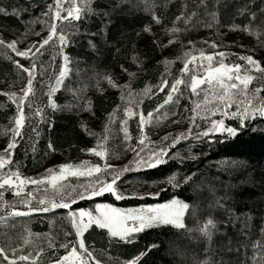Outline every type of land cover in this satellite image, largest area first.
<instances>
[{
	"label": "trees",
	"instance_id": "16d2710c",
	"mask_svg": "<svg viewBox=\"0 0 264 264\" xmlns=\"http://www.w3.org/2000/svg\"><path fill=\"white\" fill-rule=\"evenodd\" d=\"M50 2L0 0V6H8L10 12L12 6L21 10L19 16L0 14V31L13 39L22 37L26 28L40 33L39 29L44 23L29 25L25 22L37 19L45 22L42 13L48 11ZM205 3L207 7L201 5L200 0H90L93 11L86 13L82 21H73L75 29H68L71 41L65 51L71 56L73 68L64 86L55 95L59 109L53 110L48 105L46 90L54 73L59 72L60 58L55 57L54 61L45 65L47 75L40 74L38 69L37 80L34 81L36 92L30 97L33 101L40 98L45 115L42 121L32 115V119L24 125L23 137L13 157L20 162V171L26 173L36 170L55 155L65 162L80 160L87 156L86 148L95 146L93 142L106 135L107 127L111 131L121 129L120 120L115 124L113 119L117 109L121 118L125 116L122 93H108V90L101 92L99 88L106 80H101L98 88L96 74H112L121 65L132 68L139 64L143 68L136 69L131 81L135 93L162 76V65L156 62L159 52L157 44L143 45L138 39L140 29L150 22L152 13L160 15L164 25H169L180 14L183 5L188 4L213 21L250 24L259 32V35L254 34L249 38L253 47L256 46L264 66V12L260 11L264 8V0H205ZM245 4H248L250 11L238 14L237 9ZM212 12L217 14L215 19L206 14ZM251 12L256 13L254 21L251 20ZM37 37L30 34L28 41ZM9 55L17 59L10 50H0V132L16 111L14 103L4 95L7 91L4 86L20 87L27 82V74L23 77L19 75V70L7 58ZM227 60L241 62L237 56L228 57ZM181 68V65L176 68L178 71L175 73H179ZM129 72L133 73V69ZM40 79H43L44 87L39 83ZM81 93L89 94L88 102L74 108L77 106L76 98ZM163 100L162 94L156 93L143 99L140 107L143 112H148ZM135 120H138L137 116ZM110 121L112 124L109 125ZM134 122L132 119L129 125L132 143L136 139ZM233 126L239 127L236 123ZM32 128L37 129L38 135ZM49 141L54 151L49 149ZM118 142H124V134L121 133L117 138L112 135L108 145L120 150ZM169 153L166 157L168 162L157 168L137 170L133 166V170L122 176V181L165 183L153 192L158 195L128 197L117 201L105 194L92 200H77L73 207H91L97 202L135 206L164 202L175 196L195 207L196 220L210 216L217 221V230L211 240L198 232L159 226L146 229L137 234L133 243L126 244L115 239L109 241L106 230L89 229L85 236L87 243L95 248L96 257L102 264H123L145 251L148 245L157 244L159 247L153 248L138 264H197V261L209 259L215 264L221 261L223 264H256L253 257L260 261V252L253 246L264 242V233L260 231L264 226V117L249 121L236 136L216 133L200 139L188 137L171 147ZM173 174L179 182L178 187L168 183L167 177ZM186 175H191L187 181L184 179ZM217 201L222 207L217 206ZM66 212V209L36 212L22 219L30 225L32 233L45 234L46 239L59 241L63 239L65 231L71 230L65 218ZM185 223L191 228L195 220L186 214ZM39 248L45 249L40 264H48L55 258L53 250L48 248V242ZM28 252L29 249H26L23 254ZM63 254L64 249L56 252V256Z\"/></svg>",
	"mask_w": 264,
	"mask_h": 264
},
{
	"label": "snow or ice",
	"instance_id": "6c2138e0",
	"mask_svg": "<svg viewBox=\"0 0 264 264\" xmlns=\"http://www.w3.org/2000/svg\"><path fill=\"white\" fill-rule=\"evenodd\" d=\"M64 0H54L53 4L47 5L49 11L43 12L44 17L51 18V23L47 25L48 34L39 40L28 41V36L35 35L40 36L39 32H33L31 28H26L22 37L11 39L6 41L0 38V50H10L15 54V57H21L26 60H30L29 66H25L20 63L18 59L8 56L7 58L12 61L13 65L19 70L21 77L27 74V82L20 89L21 95L17 96L16 92L4 93L16 106V113L12 120L14 123L9 129L11 136L6 143V146L0 150V189H4L7 186L8 190H11L15 197L19 198V203L27 206V211H21L13 207L12 210L6 213L7 216L16 217H30L32 213L43 212L48 213L55 209H66V219L71 226L70 231L63 233V239L56 241L53 239L48 240V248L53 250V256L55 258L50 261V264H102L101 260L95 255V248L87 243V237L85 233L89 232V229L106 230L109 241L115 239L120 242L130 244L136 239L137 234L159 226H172L176 229L185 230L188 232H198L202 236L211 240L213 233L217 230V221L212 218H201L196 220V209L190 202L180 199L178 197H172L164 203L157 204H143L138 207H130L127 209L115 207L111 203H95L94 208L76 207L77 200L89 199L92 200L96 197H102L105 194L111 195L115 200H123L128 197L143 198L144 195H158V193H129L120 187L122 182V176L133 170V166L137 170L157 168L162 164L167 163L166 157L169 156V149L174 147L179 141L187 140L189 136L195 135L196 139L201 137H209L210 134L227 133L229 136H236L238 131L244 128L245 121L248 119H255L257 115L264 117V97H261V89L264 88V84L261 87L255 88L249 93V84L256 78L249 74L251 71L264 73V67L261 66V61L254 59L252 55L240 56L239 59L244 61V64H230L225 63V58L232 53L224 51H215V49L221 47L215 40L203 41L213 51H205L203 48H196V41L189 40L188 43L193 46L190 51L184 53L183 67L179 70L180 74L175 76L170 85L166 78L155 85V91L151 87H145L141 90L142 96L156 95V92H162L165 88L168 89L165 100L162 104H157L155 109L147 112V118L143 110L133 111L130 106L124 107L125 119L120 121L121 129L124 132V141L131 140V135L127 130V118L138 115V128L140 135L138 137V145L140 151H136L135 157L130 161L129 165L118 166L107 162L106 157L109 155V150L104 145L103 141L108 137L97 138V145L86 149L88 153L94 154L96 157L104 159L103 164H89L87 161H81L79 164L62 163L54 168L46 169L45 174L40 177H27L23 176L20 171V162L14 160V150L17 148L19 141L17 137H23L21 129L24 127L26 121L32 119V116L26 115L25 103L30 99V96H34L36 92L34 81L37 80V72L39 69L40 74L46 75L45 65L43 62L37 64V60L40 56L44 55L47 51L45 46L55 48L58 54L61 56L63 63L59 68L58 74L54 73V83L49 81L47 85L48 91L46 93L48 99V105L56 110L60 106L57 105L53 99L54 94L64 86L65 79L69 77L71 69L68 65L71 63L70 57L64 51L71 41V33L69 28L75 29L73 21H82L83 16L86 13H91L93 9L90 6V0H85L81 6H77L75 3L70 4L69 7H63ZM200 4L207 7L205 0H200ZM248 4H245L241 8L237 9L238 14H244L249 12ZM260 11L264 12V8ZM62 12H66L67 15H62ZM21 10L15 6L11 7V12L8 6H0V14L8 16L10 14L19 16ZM216 18V13H206ZM196 15V12L186 13L182 11L180 15L175 18L173 24L176 21H182L186 26L185 29L172 27L168 31L175 34L180 31H186L192 17ZM251 20H255L256 13H250ZM57 20H59L60 26L58 29ZM153 20L159 24L161 21L159 17L153 14ZM36 22L44 23V21L30 20L26 21V24H33ZM66 22V23H65ZM205 26L211 27V24ZM231 28L239 27L236 25H229ZM245 30H249V26H245ZM144 31H150L149 27H145ZM259 35V32L253 33ZM55 37V39H54ZM175 38V37H174ZM51 42V43H50ZM24 43L23 48L18 47L19 44ZM91 43V41H90ZM173 43V40H169L168 44ZM95 47V45H92ZM165 47L166 45H160ZM200 60V64L197 65V55ZM7 54V53H5ZM135 59V57H134ZM54 61V57H50V63ZM192 63L191 69L189 63ZM206 62V67L205 63ZM170 63L165 60V64ZM121 74L128 73L131 77L134 75L129 72L128 68L121 65ZM243 68V74L241 69ZM198 73H202L198 75ZM96 85L99 88L101 80H106L107 84L112 88L122 89L123 87H130V85L122 86L117 82L112 74H96ZM185 76H190V82L184 79ZM42 87L45 86L43 79L39 80ZM184 85V89L180 88V85ZM206 84L207 89H201L200 86ZM191 90L192 95H199L201 91L204 92V100L201 103L196 104L195 108L191 111L193 113L192 121L189 125L187 133H180L173 136L171 133L165 134L161 137L158 144L149 141L153 144V147L148 148L145 144L147 136L145 134L146 125H159L160 121L167 119L169 114L176 115L172 112V107H178L181 97L184 95L185 90ZM103 92L102 88H99ZM131 92L128 93L130 97ZM209 95L212 99L217 101L216 105L208 106ZM238 97H243L239 99ZM125 96L122 92L121 100H124ZM259 101V103H255ZM131 103V101H129ZM142 100L137 101V108ZM203 104V108L201 105ZM236 105V110L231 111L232 105ZM165 105H170L167 110L161 114L160 110ZM29 112H32L33 105L27 104ZM200 109L203 114L200 115V119L205 121L209 126L203 128L202 131L193 133V125L197 128L200 125H196L197 110ZM217 113L220 114V119L212 118ZM35 117H38L41 121L44 119V111L42 108L37 107L33 113ZM111 113L109 117L111 118ZM234 117L239 120V127H233L225 124L224 117ZM107 127V125H106ZM86 131H88L86 125H84ZM33 132H37L36 128H32ZM89 134H92L89 132ZM38 135V132H37ZM170 141V143H166ZM48 147L51 150H55L51 141L48 143ZM127 150L135 151L130 145H126ZM83 151V149H82ZM173 156L175 154H172ZM12 165H15L13 168ZM7 168V171H4ZM58 169V170H57ZM67 176L74 177H91V180L85 184H80L79 187L69 186L61 181H64ZM191 175L184 177L185 181L189 180ZM168 183L173 187H178L179 182L175 180V175L167 177ZM31 184L37 186V189L41 185L51 187V193L48 194V189L45 187V195L38 200L37 205H32L31 201L35 198L32 191H25L26 187ZM4 193L0 191V200H2ZM7 201L0 203V207L7 204ZM217 206L222 207L217 201ZM227 211V209H226ZM186 213L193 217L195 223L193 227L189 228L186 223ZM4 217H0V222L4 221ZM11 227H15L12 225ZM261 233H264V226L261 227ZM45 234L32 233L26 226L24 228V234L18 237H12L8 233H4L5 242L0 244V264H39L38 258L45 251L44 248H39L33 255L31 252L28 254H20L24 250L25 245L35 243L32 237L37 239L41 238ZM71 236L72 239H68ZM157 244H150L146 250L140 252L132 259L126 260L124 264H138L142 261V258L153 249L158 248ZM254 249L260 252L261 260L257 261L256 257L253 260L256 264H261L264 261V242L258 243L253 246ZM59 249H64V254L56 256V252ZM238 250V249H237ZM197 264H215L213 260L197 261ZM223 264V261L220 262Z\"/></svg>",
	"mask_w": 264,
	"mask_h": 264
},
{
	"label": "rangeland",
	"instance_id": "374dc122",
	"mask_svg": "<svg viewBox=\"0 0 264 264\" xmlns=\"http://www.w3.org/2000/svg\"><path fill=\"white\" fill-rule=\"evenodd\" d=\"M84 2H85V0H64L63 7L67 8L72 3H75L77 6H81ZM53 3H54V0H51L50 4H53ZM183 6L184 7L182 8L181 12L182 11H184L186 13L196 12V15L192 17V20L190 21L189 25L187 26L186 31H180V32L175 33V34L169 32L168 30L174 26L177 28H180V29H185L186 26L183 24L182 21H176L175 25L173 24V22L169 25H164L160 15L155 14L157 17H159V19L161 21L159 24H157L153 20V14L154 13H152V18H151L150 22L148 24H146L143 28H141L139 33H138V39L143 45H147L149 43H156L157 44V46L159 48V52H158V56L156 58V62L160 63V65H162V69H163L162 76L160 75L156 81L146 85L147 87H151L153 89V91H155L154 86L157 85L161 81V79L166 78L169 81V85H170V83L172 81V80H170L171 75L174 78L175 76H178L180 74V72L175 73L178 71V70H176V68H179L180 65L183 67L184 53L187 51H190L193 48V46L188 43L189 40L196 41L195 47L196 48H203V49H205V51H213V49L209 48V46L206 43H202L203 41H208V40L217 41V43L221 44L222 46L215 49V51H224V52L233 54V55H229L225 58V63H230V64L239 63V64L243 65L244 61L240 60L241 62H233V61L227 60V58L231 57V56H237V58H239L240 56H247V55H252L254 57V59L261 61L260 56L257 53L256 46L254 45L255 46V48H254L253 45L250 43L249 37L254 35L253 33L257 32V30L254 29V27L252 25L246 24L247 26H249V30H245L246 25H240V24L235 23V22H229L228 24H224L221 21H213L212 19L208 18L209 16L202 15V12H199L193 6H190L188 4H184ZM48 11H49V9H48ZM61 14L67 15L66 12H62ZM173 21H175V19ZM50 23H51L50 16L45 17L44 26L39 29L40 36H38L34 40H39V39L47 36V34H48L47 25ZM60 23L61 22L59 20H57L58 29H59ZM206 24H211V27L205 26ZM229 25H236L239 27L231 28V27H229ZM146 26L150 28V31H144ZM0 38L5 39L6 41H10L11 39H13L12 37L2 33L1 31H0ZM54 39H55V37H54ZM169 40H173V43L168 44ZM160 45H166V46L161 47ZM24 46L18 45V47H20V48H23ZM45 47L47 48V50L50 49V51L49 52L47 51L44 53L43 56H40L39 59L37 60V64L39 65L40 62H43L44 65H47L50 62V57H54V58L59 57L60 58V66H61L63 61H62L61 56L58 54L57 50L55 48H52L49 46H45ZM64 51H65V49H64ZM48 53H51V54L46 56ZM193 54L197 55L195 52H193ZM67 55L70 57V60H71V56L68 53H67ZM16 58L20 61V63L24 64L25 66H29L30 60H26V59L21 58V57H16ZM165 60L169 61L170 63H168L166 65ZM195 63L197 65L200 64V60H199L198 55H197V60L195 61ZM204 63H205V67H206V62H204ZM261 66L264 67L262 64H261ZM68 67L72 70V68H73L72 67V60H71V63L68 65ZM191 67H192V63L190 62L189 68L191 69ZM127 68L129 71L131 69H133L134 75H132L130 77V76H128V73H122L121 74V68L119 70L114 71L112 73V75L114 76V78L117 80V82L119 84H121L122 86L130 85V87H123L122 89L112 88L111 86H109L107 84L106 81L104 82V84L101 87H102L103 91L108 90V93H114V92L115 93H122L123 92L124 96H125V99L123 100V105H122L123 111H124L125 106H130L133 108L134 112H137L138 110H142L140 107V104L137 108V106H136L137 101L150 98L151 95L142 96L141 90L144 89L146 86L144 88L138 90L135 93V90L133 89V87L131 85L132 78H133V76H135L136 71H137L136 69H140L143 67H140V65L137 64V65L133 66L132 68H130V67H127ZM200 74H202V73H198V75H200ZM241 74H243V68L241 69ZM249 74L256 77L249 84L248 91H249V93H251L252 90H254L255 88L261 87V85L264 84V73H259V72H256L253 70ZM184 79H187L190 82V76H185ZM51 82L54 83V78H52ZM22 87L23 86H20V87H15V86H10V85L4 86L5 90H7L6 93L7 92H16L17 96L21 95L20 89ZM207 87L208 86L206 84L200 86L201 89H207ZM180 88L184 89V85L183 84L180 85ZM47 91H48V89L46 90V92ZM167 91H168V89L165 88L164 91L156 92V93H161L164 100H165L166 95H167ZM129 92L132 93V95L130 97L128 96ZM56 94H57V92L53 96L54 101H55V95ZM260 95H261V97H264V88L261 89ZM88 98H89V94H86V93L79 94L78 97L76 98V105L77 106H75L74 108H78V107L82 106L83 104H86L88 102ZM238 98L243 99V97H238ZM203 100H204V92L203 91H201L199 95H192L190 89L185 90L184 95L180 99L179 106L178 107H172V112L176 113V115L169 114L167 119L161 120L159 125H157V126H153V125H146L145 126L144 131H145V134L147 136V140L145 141V144L147 145V147L148 148L153 147V144L149 143V141L155 142L156 144H158L161 137H163L167 133H171L173 136L180 134V133H187V131L189 129V125L192 121V116H193V113L191 110L193 108H195L196 104L201 103ZM129 101H131V103H129ZM163 101L160 102L159 104H162ZM209 101H210V103L208 106H210V107L216 105V103H217V101L212 99L211 95H209ZM28 103H31L33 105L32 112H29V109L27 107ZM55 103L57 104L56 101H55ZM255 103H259V101H255ZM156 106L153 109H155ZM37 107L42 108L44 111V108H43V105H42L40 98H36L33 101L30 97V99L26 100L24 111H25L26 115L32 116ZM169 107H171V106L165 105L164 108H162L160 110L161 114H163V112L165 110H167ZM201 108H203V104L201 105ZM15 110H16V106H15ZM151 110H149V111H151ZM230 110L235 111L236 105L233 104ZM15 113H16V111H15ZM144 113H145V116L147 118V112H144ZM197 113L198 114L196 116V125H200V127L197 128L195 125H193V133L194 134L198 131H202L203 128L209 126L205 121H202L200 119V115H202L203 112L200 109H198ZM14 115L12 117H14ZM136 116L138 117L137 121L135 120ZM259 117H260L259 115L256 116V118H259ZM212 118L220 119L221 116L219 113H217ZM123 119H125V116H124V118H121L120 113H119V109H117L115 114H114L113 123L116 124L118 120L121 121ZM132 119H134V121H135L134 122V126H135L134 129L136 131L135 142L132 143V140L124 141L123 143L118 142L117 144H118V147L120 150H117L116 148L115 149L111 148L108 145V141H110V137H112V135L116 136V138H117L118 135H121V133L124 134V132L122 131V129L117 130V128H115L113 131H111V129H109L110 127H107V130L105 131L106 132L105 136H107L108 139L103 141V143L106 146V148L109 150V155H108V157H106L108 163L118 165V166H125V165L129 164L130 161H132L134 159L136 151H140V146L138 145V142H137L138 137L140 135L139 128H138L139 116L135 115V116L127 118V130L129 133H130L129 125H130ZM224 119H225L226 125L233 126V124L236 123L239 126V120L234 118V117L228 116V117H224ZM251 120H253V119L250 118V119L246 120L245 126ZM13 123H14V121L10 117V121L8 122V124H6V127L3 129V131L0 132V150H2L6 146V143L8 142V140L11 136V132L9 131V129L12 127ZM110 124H112V121L109 122V125ZM23 129H24V127L21 129L22 133H23ZM189 137L195 138V135L189 136ZM20 138L21 137H17V140L20 141ZM93 143L96 146L97 145V139ZM166 143H170V141H168ZM126 145H130L133 149H135V151L127 150ZM86 149H85V151H86ZM124 151L126 153H123ZM86 153H87V156L82 157V159H80V160L71 161V162H65L64 160H62V158L55 155L49 161H47L42 167H39L36 170L30 171V172H26V173L21 172V173L23 176H27V177H40V176H43L45 174L46 169L54 168L55 166L62 164V163L79 164L81 161H87V162H89V164H97V163L103 164L105 162L104 159L96 157L94 154L88 153L87 151H86ZM12 167L14 168V166H12ZM4 171H7V168ZM89 180H91V177L67 176L64 181H61V183H64V184L69 185V186L79 187L80 184H85ZM118 183H120L121 188H123L124 190H126L129 193H132V192H135V193H153V192L158 191L165 184V183H146V182L140 183V182H134V181H130V180L122 181V182H118ZM45 187H47L48 194H50L51 193V187L50 186L41 185L39 187V189H37V186L29 184L26 187L25 191L26 192L32 191L33 196L35 197L31 201L32 205L38 204L37 202H38L39 198H41L43 195H45ZM0 191H2L4 193L2 200H0V203H3V201L8 202L7 204H4L3 207H0V217L5 218L3 222H0V244H3L5 242L4 233H8V235L15 238L21 234H24L25 226L28 229H30L31 232H32V230L30 228V225L23 221L22 217L7 216L6 215V213L10 212L13 207H15L21 211H27V206L20 204L19 198L15 197L13 195L12 191L7 189V186H5L4 189H0ZM164 202H166V201H164ZM164 202H155V203H150V204H157V203H164ZM97 203H109V202H97ZM113 205L115 207H118V208L127 209L130 207H138V206L143 205V204L135 205V206H119V205H115V204H113ZM85 208H94V204L91 207H85ZM12 225H15V227L14 228L11 227ZM32 240H34L35 243L25 245L23 251H25L26 249H29V252H31L33 254L35 249H37L41 245L47 244L49 239H46L44 236H42L39 239H37L36 237H33ZM20 254H23V252H21ZM38 260H39V264H40L43 261V258L39 257ZM48 264H50V263H48Z\"/></svg>",
	"mask_w": 264,
	"mask_h": 264
}]
</instances>
